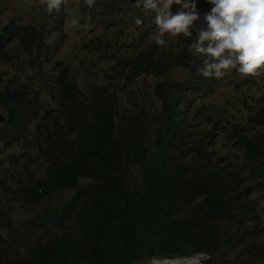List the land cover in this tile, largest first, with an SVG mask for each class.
I'll use <instances>...</instances> for the list:
<instances>
[{"label":"trees","instance_id":"obj_1","mask_svg":"<svg viewBox=\"0 0 264 264\" xmlns=\"http://www.w3.org/2000/svg\"><path fill=\"white\" fill-rule=\"evenodd\" d=\"M136 2L95 0L82 11L91 22H114L131 11L146 13ZM14 28L4 27L0 66L22 52L41 68L37 61L47 55L37 30ZM187 60L198 70L189 47L157 44L121 60L126 83L142 75L162 79L157 87L167 93L155 91L162 104L157 119L144 111L121 114L115 91L91 81L83 87L61 64L58 105L45 112L51 127L41 143L34 140L43 173L20 185L21 201L34 214L15 226L8 209L0 212V264H152L198 253L200 264H264L256 198L264 191V107L250 119L262 131L231 127L235 152L220 154L219 122L203 118L199 106L187 108L185 99L179 103L195 82L171 75ZM25 96L24 89L0 87V104L8 108L0 142L27 139L37 106ZM4 231L21 250L9 257Z\"/></svg>","mask_w":264,"mask_h":264},{"label":"rangeland","instance_id":"obj_2","mask_svg":"<svg viewBox=\"0 0 264 264\" xmlns=\"http://www.w3.org/2000/svg\"><path fill=\"white\" fill-rule=\"evenodd\" d=\"M83 6L80 0H67L64 4L66 13L62 14V25L56 28L63 31L51 33V39L48 41L50 53L42 59L41 68L33 65L22 52H18L19 58L11 64L3 62L0 66V87L11 85L18 89L23 88L30 103L37 106L36 121L31 128L30 138L9 143L0 142V212L5 216L8 209L15 226L30 220L34 214L33 210L21 201L20 185L30 177L37 178L43 173L41 160L36 156L38 145L34 144V140L38 138L41 143L46 129L51 127L45 119V112L58 105L55 80L59 73L58 69L62 70V65L69 67L72 74L77 75V81L83 87L91 81V84L113 89L117 94L118 112L121 114L134 118L137 112L141 114L144 111L147 117L157 119L156 116L162 112L161 101L155 95L156 84L162 79L156 80L153 75H143L126 83L125 74L116 66V59L120 55L138 53L145 46L156 44L158 29L154 23V13L139 14L131 11L114 22H91L83 13ZM212 7L208 3L204 8L197 6V9L202 14V10L208 13ZM170 10L172 12L173 8ZM179 10L178 6L172 13L175 14ZM45 12L46 5L41 4L40 0H0V26L12 22L31 27L38 23L49 26L50 22ZM137 18L142 20L139 25L135 23ZM74 19L78 20V25H73ZM84 25H87V28ZM202 26L206 28V24L202 23ZM195 38L196 33L193 32V40ZM60 39L63 43L57 48L55 43ZM164 39L166 44L163 47L166 49L175 46L182 50L190 45V40L183 37L166 35ZM172 71L173 79L190 77L184 69ZM234 71V74L231 70L219 77L214 91L205 99H199L197 104L200 112L206 113L203 118L213 116L216 122L227 126L229 130L230 127H235L245 131V127L251 124L250 119L253 118L254 110L264 98V75L246 81V76ZM242 88L255 101V105L241 99ZM7 112L8 108L0 104V118L3 119L0 121V127L6 122ZM50 116L55 114L50 113ZM230 149L223 135L219 134L217 151L222 155H229ZM256 198H259L258 230L262 232L260 239L264 240V191ZM3 236L10 246L6 242L4 255L9 257L11 252L19 250L18 244H11L6 231L3 232ZM184 259L186 258L172 260Z\"/></svg>","mask_w":264,"mask_h":264},{"label":"clouds","instance_id":"obj_3","mask_svg":"<svg viewBox=\"0 0 264 264\" xmlns=\"http://www.w3.org/2000/svg\"><path fill=\"white\" fill-rule=\"evenodd\" d=\"M80 1L83 5L87 3L89 8L95 3V0ZM66 2L67 0H40L41 4L46 5L47 12L45 14L50 22L49 26L44 23H38L31 27L13 22L6 26L14 25L15 28L13 30L19 27L36 29L37 34L34 36L40 40L44 53L48 55L50 53L48 41L51 39V33L63 31V29L56 28L62 25V14L66 13L64 10ZM208 3L213 6L210 12L206 13L202 10L201 14L197 6L204 8ZM135 6H142L145 12L154 13V23L158 29V34L155 38L157 45L164 46L166 44L164 39L166 35L190 40L189 51L191 58L199 62L198 70H194L191 67V61L188 60L181 67L176 68L184 69L190 75L189 78H183L187 80V84L188 82H195L192 86L187 85L185 87L186 90L181 93L179 98L180 104L183 99L187 100V108L199 106L197 101L208 97L209 93L212 90L214 91L218 78L222 77L226 72L233 70L234 74V70H236L241 75L246 76V81L250 78L264 75V0H137ZM178 6L180 10L173 14L172 12ZM171 7L173 8L172 12L170 10ZM50 16H55V20H51ZM72 23L75 26L79 22L74 19ZM135 23L139 25L142 20L137 18ZM202 23L206 24V28L202 26ZM4 27L0 26V44ZM84 27L87 28V25H84ZM193 32L196 33L194 40ZM62 43L63 41L60 39L55 43V46L59 48ZM12 47L16 48L15 42L10 44V48ZM131 54L133 53H125L117 57L116 66L121 69V60ZM37 62L40 63L42 60ZM202 76L208 78L209 82L204 85L203 83L198 85L197 82L199 80L194 77ZM155 78L156 80L158 79L157 77ZM157 85L158 83L155 91L157 90L162 94L167 93L165 88L157 87ZM240 96L243 101L255 105V101L243 91V88L240 91ZM25 97L29 100L27 93ZM189 98H192V100ZM262 107H264V98L259 102L255 110H259ZM219 124V130L216 131L217 136L222 134L226 145L231 148L228 154L235 152L232 143L236 138L227 126ZM254 124L253 121L249 127H245L246 131L253 129ZM257 131L262 130L258 129ZM30 134L31 128H27V138H30ZM203 255L198 253L182 261L164 260L161 262L160 260H154L153 264H200V258Z\"/></svg>","mask_w":264,"mask_h":264},{"label":"water","instance_id":"obj_4","mask_svg":"<svg viewBox=\"0 0 264 264\" xmlns=\"http://www.w3.org/2000/svg\"><path fill=\"white\" fill-rule=\"evenodd\" d=\"M0 36H1V32H0ZM0 120H1V121H3V119H2V118H0Z\"/></svg>","mask_w":264,"mask_h":264},{"label":"bare ground","instance_id":"obj_5","mask_svg":"<svg viewBox=\"0 0 264 264\" xmlns=\"http://www.w3.org/2000/svg\"><path fill=\"white\" fill-rule=\"evenodd\" d=\"M213 143H214V142H213ZM213 143H212V144H213Z\"/></svg>","mask_w":264,"mask_h":264}]
</instances>
